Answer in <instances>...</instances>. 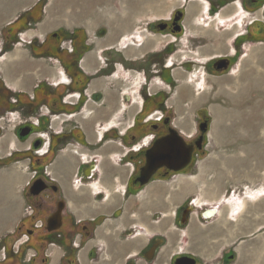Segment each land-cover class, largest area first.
I'll return each mask as SVG.
<instances>
[{"label": "crops", "instance_id": "crops-1", "mask_svg": "<svg viewBox=\"0 0 264 264\" xmlns=\"http://www.w3.org/2000/svg\"><path fill=\"white\" fill-rule=\"evenodd\" d=\"M39 1L0 0L1 15L5 17L6 14L16 13L10 21L6 22L5 27L14 23L23 13L34 8ZM138 1L140 0H134L133 7ZM183 8L184 40L188 39L189 45L198 44L197 50L200 58L205 60L212 57L227 59L229 66L216 76L206 72L204 74L207 80L204 84L206 89L199 93L197 98H194V85L183 73H178L181 91L178 94V99L173 98L169 104H173L181 112L186 108L191 111L198 100L207 98L210 85L214 84L217 87L215 95L224 94L227 90L231 91L234 94L230 96L233 109H250L258 116H263L262 119H257L262 120L264 124V0H184ZM44 12L47 13L46 6L41 8L40 20L35 23L30 21L27 28L15 32V40L12 46L18 43L19 47H25L31 41L40 42L46 38L47 35L44 31L56 24L50 18L42 24L47 28H42L41 25L40 30L35 31V33L33 31V28L45 16ZM95 16L99 17L100 15L96 14ZM107 21L110 22V19ZM126 29L127 27H125ZM130 33L125 32L124 36ZM136 34L139 36L134 44L139 42V39L142 40L143 44L140 49L143 51L147 49L148 44L152 50L163 38L159 34L146 31ZM114 35V31H112L111 36L103 40L106 45L115 40ZM0 39L2 40L1 46L3 39ZM127 40L131 39L127 37ZM106 45L103 44L102 46ZM131 51H127L126 54L129 55ZM184 51L186 50L181 52L186 54ZM16 52L20 55L16 58L6 53L2 54L0 74L7 86L27 91V81L32 77L31 72L27 73L31 70L29 68L31 63L21 58L20 51ZM40 59L43 58L38 57L36 59L38 61L32 64L38 65L41 72L50 73L48 76L44 75L43 81H45H42L43 83L55 82L53 84H56L59 80L66 79L61 72V77H59L57 67H48L44 62L45 60L40 61ZM95 62L94 55L88 53L84 58L83 65L91 68ZM25 68L28 70H24ZM19 70L23 71L22 79H16V72ZM118 75L119 72H116L115 76L96 80V83H92L90 86L89 91L102 88L107 82L115 83V78ZM199 85L200 83H198ZM159 88L158 80L156 78L151 80L149 89L152 91ZM104 91L107 106L99 108L93 104L75 122L79 131L86 135L87 144L95 147L101 144L102 140H105L101 144L102 149L90 151L84 147L85 143L82 140H77L55 157L50 168L54 178L58 179L59 174H63L71 179V183L62 182L60 185V191L65 196L71 214L65 230L67 232L73 231L76 245L80 241L82 244L77 249L72 250L69 257L75 258L76 264H171L179 252L189 250L187 249L188 230L176 225L174 213L170 215L172 219L163 220L164 217L168 216L167 212L164 209L158 210L155 206H164V198L162 197L164 193L152 192L149 193V199L152 198V200L142 199L140 201V198L137 199L136 197L146 192L143 188L136 197H124V184L128 179L131 166L129 163H117L115 157L134 149L132 145L135 141L130 138L134 129L131 126L134 116L140 112V107L122 109L119 90L107 88ZM116 92H118L117 100ZM255 93H257V99L253 96ZM182 94L184 95L181 96ZM248 98L253 100L249 101L247 105H243ZM132 110L134 111L132 112ZM119 114L125 118L120 117ZM253 117L256 118L251 115L244 122H238L237 127L245 131L256 130L257 125L253 123ZM181 118H184L182 113L178 116V119L181 120ZM180 120H178L180 128L186 130L187 123ZM52 125L56 127L58 123L53 121ZM66 127L69 130L71 125L67 124ZM6 130L3 139L11 137L7 142H5L6 140L1 142V148L5 147L4 150L1 149V156L9 151L8 147H19L11 129L7 127ZM221 130L225 132L222 126ZM187 133L190 132L187 131ZM104 134L105 138L102 139ZM236 134L238 136L237 142L244 140L243 134H240L239 131ZM236 140L235 138L232 139L233 144ZM255 143V150L248 145L243 147L247 153L252 150L256 151L258 156L264 155V142L261 147L258 145L260 143L258 139ZM232 157L230 162L232 168L236 166L237 171L241 169V171H245L248 168L245 161L240 160L238 155ZM89 158L97 161L102 160L98 171L103 172V180H100L99 183L94 181L86 183L77 176L79 169L85 162L89 161ZM26 167L27 163L0 166V264H61L65 252L56 242L57 226L54 229L48 228L47 220L43 221L41 215L37 216L39 209L37 202L28 199L26 196V185L32 176ZM106 173L108 177H106ZM255 174L257 175V172L254 173V176ZM105 178H108V181ZM184 182L179 181V185L181 190L185 191L186 183ZM216 182L219 186V178L216 179ZM98 191H102L107 198L101 201L96 199L94 194ZM178 191L177 193H179ZM177 193L173 196L175 197ZM156 212L157 215L154 214ZM159 212L161 214H158ZM32 213H36V216L32 217ZM97 213L108 215L107 220L96 229L93 236L84 235L80 226L87 224ZM112 213L119 214V216L114 217ZM196 216L198 217V215L194 216L195 219ZM199 228L195 227L194 234L198 233ZM154 234H161L165 242L156 252L154 260L148 263L144 259V252ZM28 260L29 263L26 262Z\"/></svg>", "mask_w": 264, "mask_h": 264}, {"label": "flooded vegetation", "instance_id": "flooded-vegetation-1", "mask_svg": "<svg viewBox=\"0 0 264 264\" xmlns=\"http://www.w3.org/2000/svg\"><path fill=\"white\" fill-rule=\"evenodd\" d=\"M102 30V33H104L105 29H100V31ZM145 30L148 33L159 34L163 37L152 50L140 56H137L139 54L136 53L127 55L126 52L129 47L138 50L142 46L129 42L127 39L117 43L119 48L112 47L110 44L106 45V47L102 46L103 49L98 54L101 58L98 60L97 57V62L95 57L96 65L94 64L91 68L84 66L83 61L88 53L93 52L89 47L92 44L95 46L94 40H88V38L84 37L78 38L74 33L68 35V32L60 30L52 37H46L40 42L36 40L29 42L27 45L31 47L37 46L43 49L47 55L49 51L48 58L58 64L61 73L66 78L62 81L59 80L56 84H45L44 90L55 91L53 94L38 95L36 87L32 91V95H30L23 89L7 86L2 76H0V88H3L6 92V95H0V152L1 142L5 141L6 138L3 139L6 124L11 123L12 134L19 145V147H8L9 151L3 156L0 155V161L7 159L10 164H21L22 162L20 161L28 160L26 168L31 170L32 176L26 185V196L28 199L37 202L39 208L37 216L41 215L43 221L48 220L50 217H55L57 226L56 242L65 252L61 264H76V259L70 258L69 254L72 250L81 246L82 242L80 241L76 245L73 231L67 232L65 230L71 214L69 213L65 196L60 191V185L62 182L71 183V179L63 174H59L58 179L54 178L50 168L55 157L63 149L77 142V140H81L79 139V129L75 122L82 117L84 111L91 108L93 104H96L99 108L107 106L104 89H107V84L110 85V82H107L102 88H96L97 91H93L94 89L89 91L93 81L110 78L115 76L116 72H119L115 81L123 80L126 83L119 89L122 109L140 107V112L133 118L131 128L134 130L139 128L142 133L136 137L134 135L135 143L132 145L134 149L127 151L124 155L115 157L117 163H129L131 166L123 189L125 198L136 197L151 181H162L174 174L189 171L194 164V157L204 155L206 152V131L209 118L202 113L204 109H207V107H202L200 104L204 98L198 100L193 106L199 109L198 111L200 112L198 113L201 120L189 130L177 129L173 123V121L175 122L173 116L174 105L169 104V102L173 98L178 99V94L172 92L176 86H181L178 73H183L193 85L194 82L197 83L200 79L198 81L200 85H194V98H197L199 93L206 89L204 84L207 80L204 74L211 72V74L214 73L213 75L216 76V74L221 72L218 68L221 59L212 57L209 60H205L199 57L198 44L189 45L188 39L184 40L183 38L182 20L178 11L170 13L168 18L149 21ZM100 31L98 34H100ZM51 38L53 39L51 40ZM66 40L68 41L67 44L65 43ZM4 45L5 43L3 42L0 47V55L3 54L2 47ZM176 47L180 48L177 49ZM182 50H186L184 51L186 54H183ZM175 71L178 72L176 73ZM155 78L158 80L160 88L151 91L149 85L151 80ZM108 89L112 88L108 87ZM209 89L213 90L214 86L210 85ZM96 101L100 103L98 102L97 104ZM53 121L58 123L56 127H53ZM67 124L71 125L69 130L66 127ZM171 129H174L183 138L186 144L184 148L191 147L189 163L179 170L162 165L152 173L147 183L142 185L138 177L140 176L141 168L146 163L147 156L159 153L157 152L158 150H154V144L158 139L169 135ZM26 131L28 133L23 134ZM187 131L190 133H187ZM104 138L105 134L102 139ZM104 141L102 140L101 144ZM22 142L27 143L22 146ZM84 147L88 149L86 144ZM27 154L29 155L28 158L25 156ZM101 161L89 158V161L85 162L79 169L77 176L86 183L91 181L99 183L100 180H103V172L98 171ZM176 164L173 163V165ZM30 165H32V168H30ZM84 171H91V173L89 176H84L87 174ZM106 177H108L107 173ZM105 179L108 181V178ZM38 180L44 185V188L39 194H33L31 186ZM94 196L99 201L107 198L102 191L96 192ZM193 203L194 198H188L185 204L174 211V216L180 227L188 230V235L191 232L193 237L197 236L195 237V244L188 243L187 249H198L200 254L194 253V250H183L173 258L171 264H174V260L181 256L193 258L194 264H231L236 259V255L232 247L228 245L229 241L222 243L219 240L212 245L207 242L210 239L209 237L216 236L210 230L206 231L207 228L211 227L209 224L212 221L205 220V213L207 211L210 212L213 205H205L199 217L196 216V219L202 221L198 225V227H203H200L202 230V232L200 231L201 235H194V232L191 229L189 230V216L192 214L190 207ZM31 216H36V213H32ZM107 216L105 213L95 214L87 224L80 226L83 234L93 236L96 229L107 220ZM112 216L118 217L119 214L112 213ZM57 217H60V221L57 220ZM164 242L165 239L161 234H154L146 247L147 250L144 252V256L148 255L149 249L156 245L161 247ZM213 249H223L219 261H212L214 259V255H212L214 254L212 253ZM26 262L29 263V260ZM181 264H190V261Z\"/></svg>", "mask_w": 264, "mask_h": 264}, {"label": "rangeland", "instance_id": "rangeland-1", "mask_svg": "<svg viewBox=\"0 0 264 264\" xmlns=\"http://www.w3.org/2000/svg\"><path fill=\"white\" fill-rule=\"evenodd\" d=\"M37 4H38L37 7H39L40 4L42 7L46 6L47 13L44 12L45 16L43 17V19L38 22L36 27L33 28L34 33L35 31L40 30L41 25L44 24L50 18L52 21L56 23L54 26L47 28L44 25H42V28H47L44 31L46 32L47 38L52 37V35H54L57 31L62 30L63 32L66 33L68 32L67 33L68 35L74 33L75 35H77L78 38L84 37V38H88V40H94L96 43L95 46L92 44V46H90L89 49L93 51L92 54H95L94 57H96V60L97 57L98 60L101 58L98 56L99 52H101L100 50L103 49V47H106V46L100 47L103 44L106 45V43L103 40H106L108 36H111L112 31H114L115 33L114 35L115 40L111 44L108 43V45L110 44L112 45V47L119 48L117 43L126 40L127 37L128 39H131L128 40L129 42L137 41V37L139 35L136 33L137 32L141 33L142 31H146L145 30L146 25L149 21H155L156 19H160V18H168L170 13H173V11L174 13H176L177 11L180 12L181 20H183L184 18V8H183L184 0H140L135 3V7H133L134 0H105V1L104 0H73V1L72 0H66V1L40 0L39 2H37ZM170 7L171 9H169ZM167 9H169L168 10L169 12H167ZM15 14L14 13L8 15L6 14L5 17L0 14V38H2L3 42L5 43L4 47H2V51H4V53L3 52L2 53L12 55L14 58H16L20 56L19 53H17L16 51H20L21 58L26 59L31 63V65H29L30 66L29 68H31L30 71H27L28 67L24 69L27 71V73L31 72L32 74L31 79L27 81L28 83L26 86V90H27L26 93L32 95L33 93L32 91L37 87L36 92L38 93V95L45 93L53 94L54 91L50 92L49 90L48 91L44 90L45 83L43 82L45 80L43 81V77L44 75L48 76L50 73L44 71L41 72L39 70L40 67L32 63L38 61L36 59L40 57L45 60L44 61L43 59H40V61H44L46 63V66L57 67L58 71L57 70L56 71L58 72V75H60L61 69L58 66V64L55 63V61H52V59L48 58L49 51L47 55V53H45L43 49L37 46L31 47L30 45H26L25 47L23 46L19 47L18 43L12 46L13 41L15 40V31L13 30L12 26L5 27V24L6 22L10 21V19ZM96 14L100 16L96 17L95 16ZM29 19H30L29 15L25 16L21 20H19L17 24L23 23L25 20H29ZM108 19H110V22L107 21ZM125 27H127L126 30ZM103 28L105 29L104 33L100 31V29ZM21 29L22 27H17L16 31H19ZM99 31L102 34H98ZM125 32L126 33L131 32V33L124 36ZM52 39L53 38H51V40ZM65 39L67 38L65 37ZM1 41L2 40L0 39V43ZM65 43L67 44L68 41L66 40ZM136 44L142 45L143 41L139 39V42H137ZM146 47L147 49L145 51H143L142 49L134 50L132 49V47H129L128 50L129 51L132 50L130 54L136 53L139 54L137 56H140L150 50L149 44ZM2 56L3 55L1 54L0 58ZM220 71H223V69H220ZM22 72H23L22 70L16 72V79H22L23 77ZM0 76L2 75L0 74ZM51 83L53 84L55 82H51ZM94 83H96V80L93 81V84ZM125 84L126 83L123 80H118L115 83L112 84L110 83V85L107 84V88L108 87L116 88L117 90H119ZM213 86L214 89L210 90L207 98L203 99L202 102L200 103L202 107H207V109H204V112L202 113H204V115L209 118L208 127L206 131V135H207L206 152L204 153V155L194 157V164L189 171H183L174 174L173 176L166 178L162 181H151V183H149L145 187L146 192L143 195L139 194L136 197L137 199L140 198V201L142 199L148 201V200H152V198L149 199V193L152 192L153 193L157 192L158 194L164 193V195H162V197L164 198L163 203H165L164 206H157V205L155 206L158 210L164 209V211L167 212L168 216L164 217L163 220L172 219L170 215L173 214L174 211H176L179 206L185 204L187 202V199L190 197H193L194 200L200 199L201 197L212 199L213 201L206 202V204H203V207L205 205H213L214 207H217L218 205L220 206L226 205L227 200L231 196L235 197L236 195H239L240 198H245L247 197L246 191H253V190L255 191L260 188L264 189L263 188L264 180L262 179V177H260L261 175H264L262 174V172L264 173L263 171L264 155L261 154L260 156H258L257 152L252 150L250 153H247L246 152L247 150L245 149L247 145L254 149V147L256 146L255 143L256 139L260 141V143H258L260 147L264 142V129H263L264 124L262 120L260 121L257 119V118L262 119L263 116L262 115L258 116L257 114H255L254 111H251L250 109H238V110L233 109V104L230 101V96L234 94H232L231 91L227 90L224 94L218 93L215 95L217 87H215L214 84ZM93 91H97V89H94ZM180 91H181L180 87L176 86L172 92L175 94H180ZM5 93L6 92L4 91V89L0 88V95L4 96L6 95ZM117 94L118 92H116V100L118 99ZM183 95L184 94H182L181 96ZM253 96H255L256 98L257 93H255ZM252 100L253 99L248 98L247 100H245L243 105H247V103L249 101L251 102ZM96 102L98 104L99 101ZM198 110L199 109L194 108L191 111H188L186 108L183 109V111L181 112L176 107H174L173 116L175 122L173 121V123L176 125L177 129L182 130L178 122V120H180L178 119V116L181 113L182 116L184 117L181 118V120L187 123L188 130L192 128L195 124H197L201 120V117L198 113L200 111ZM133 111L134 110H132V112ZM93 114H94V110H93ZM251 115H254L256 117V118L253 117L254 119L253 123L257 125L256 130L245 131L242 130V128L239 129V127H237L238 122H244V120H247L248 119L247 117ZM243 116L245 118H242ZM120 117L125 118V116L123 115ZM221 126L222 129L225 130V132H222ZM7 127L10 128L11 123L6 124L5 130ZM237 131H239L240 134H243L244 140H240L239 141L240 143L237 142L236 140V138L238 137L236 134ZM141 133L142 132L139 128L138 130H134L131 133L132 134L130 137L131 140H134L133 139L134 135L136 137ZM78 134H79V139H81L82 142H84L88 146V149L90 151H94V150L98 151L102 149L101 147L102 145L100 144L95 147L87 144L86 135L82 134V132L78 131ZM9 138L10 137H6L5 142H7ZM233 138H235L236 140L234 144L232 142ZM26 143L27 142H22L21 145L23 146ZM4 148L5 147L3 146L1 149L4 150ZM237 155L239 156V159L243 160V162L245 161V165L248 166V168H246L245 171H241L242 169L237 171L238 169L236 166L235 168H232L230 166L231 159L233 158L232 156L237 157ZM25 156L26 158L29 157L28 154ZM9 162L10 161H7V159L2 160L0 161V166L9 165L10 164ZM22 163H28V160H24ZM199 163H204V165L202 164L204 169L200 168ZM30 168H32V165H30ZM28 171L31 172V170ZM256 172L258 175L256 176L255 174L256 176L255 177L254 173ZM192 175L195 176L191 177ZM181 178L185 179L184 180L185 181L184 183H186L185 191L181 190V187L179 185V180ZM217 178H219L218 187L216 182ZM180 181H182V179ZM177 191L179 193H177ZM175 193L177 194L174 197L173 195ZM262 197H264V195L260 196V199ZM260 207H262V210L256 211L254 216H252V214L250 213L252 210L251 207L250 211L246 212V215H242L241 217H239L238 220L241 219L239 220L240 225L239 222L237 223L233 222L230 226H224L223 220L225 219L227 221L228 219L226 218H229L227 214L225 215V217H223L222 221L221 218L219 217H215L207 220L209 222L212 221V223L209 224L211 227L207 228L206 231L210 230L212 234L216 236L218 235L217 237L216 236L209 237L210 239L207 240L208 244L210 245L215 244L219 240H221L222 243L229 241L228 245L232 247L236 255V259L233 260L231 264H264V204ZM200 210L201 208L195 209L193 211L194 213H196ZM154 214L157 215V212ZM158 214L161 213L159 212ZM246 218H248V222L245 224H241L243 219ZM174 221L177 226H180L177 223L176 218ZM191 221L190 224L194 223L197 227L199 223L202 222L198 219H195L192 222ZM259 223H260L259 227L256 228V226ZM217 224L223 225L224 228L226 227L225 228L226 230L222 235L218 234L214 229V226H216ZM200 227L203 228L202 226ZM201 228L198 229L199 231L196 234L201 235L200 233V231L202 232ZM192 235L193 234H191L190 232L187 241L188 243L193 245L195 244L196 241L195 237L197 236L193 237ZM183 239L182 241L184 242V244H186V242ZM189 250L191 251L194 250V253L200 254V251L198 249H189ZM222 251L223 249L212 250V253H214L212 254L214 255V259L212 260L213 262L220 260Z\"/></svg>", "mask_w": 264, "mask_h": 264}, {"label": "water", "instance_id": "water-1", "mask_svg": "<svg viewBox=\"0 0 264 264\" xmlns=\"http://www.w3.org/2000/svg\"><path fill=\"white\" fill-rule=\"evenodd\" d=\"M103 32V30L101 31ZM102 34V33H100ZM219 69L226 70L229 61L227 59H221L218 64ZM26 131L23 134H27ZM185 142L183 138L178 135V133L171 129L169 135L158 139L154 144V150H158L159 152L156 155L147 156L145 165L140 170V176L138 177L140 183L143 185L147 183L152 173L160 166L165 165L169 168H173L174 170H179L180 168L186 166L189 163L191 157V147L184 148ZM177 162V164H176ZM175 163L176 165H173ZM87 173V172H85ZM31 192L33 194H39L41 190H43L44 185L41 184L40 180L35 181L31 186ZM34 188V189H33ZM211 211H215V209H211ZM57 220L60 221V217H57ZM47 226L50 229H54L56 227L55 217H50L47 220ZM159 245L154 246L152 249H149L148 255L144 257V259L150 263L154 260L156 252L159 249ZM190 261V264H194V259L187 256H181L174 260V264H181L183 262Z\"/></svg>", "mask_w": 264, "mask_h": 264}, {"label": "bare ground", "instance_id": "bare-ground-1", "mask_svg": "<svg viewBox=\"0 0 264 264\" xmlns=\"http://www.w3.org/2000/svg\"><path fill=\"white\" fill-rule=\"evenodd\" d=\"M199 76V75H198ZM200 80V79H199ZM198 80V81H199ZM198 81H197V83L196 82H194V85H196V86H198ZM196 83V84H195ZM217 127V126H216ZM11 141H12V138H11ZM148 141V140H147ZM145 144H146V142H145ZM86 159V158H85ZM200 164V168H203V165H204V163H199ZM203 164V165H202ZM90 169V168H89ZM204 169V168H203ZM203 169H200V170H203ZM87 171V170H86ZM85 172V171H84ZM90 173H91V171H89V172H87V174L86 175H84V176H89L90 175ZM262 174H264L263 172H262ZM83 175V174H82ZM258 175V174H257ZM256 175V176H257ZM195 175H192L191 177H194ZM259 177V176H258ZM260 177H262V179L264 180V175H261ZM259 177V178H260ZM182 179V181H184L185 179L184 178H181ZM180 179V180H181ZM195 179V178H194ZM179 180V181H180ZM218 186V185H217ZM264 188V187H263ZM246 193H247V197H245V198H240L239 197V195H236L235 197H230L228 200H227V203H226V205H223V206H220V205H218L217 207H216V210L215 211H211V212H206L205 213V220H209V219H212V218H215V217H219V218H221V221H222V219H223V217H225V215L227 214V216L229 217V218H226V219H228L227 221L224 219L223 220V224H224V226H230L233 222H239V225H240V221L239 220H241V219H239L238 220V218L239 217H241L242 215H246V212H249L250 211V208L252 209L251 210V214H252V216H254L255 215V213H256V211H258V210H262V207H260V206H262L263 204H264V197H262L261 199H260V196H263L264 195V189H262V188H260V189H257V190H253V191H246ZM218 197V196H217ZM215 198V197H214ZM217 199V198H216ZM215 199V200H216ZM211 201H213V200H207L206 198H204V197H201L200 199H197V200H195L194 201V203H193V205H191V207H190V209L193 211V210H195V209H199V208H201V210L200 211H198V212H196V213H194V211H193V213L191 214V216H189L190 217V221L192 220V221H194V217L193 216H195L196 214L198 215V217H199V215L201 214V211H203V209H204V207H203V204H206V202H211ZM214 207V206H213ZM212 208V207H211ZM249 213V214H250ZM203 214V213H202ZM188 216V215H187ZM238 216V217H237ZM188 218V217H187ZM193 218V219H192ZM189 219V218H188ZM187 219V220H188ZM204 220V221H205ZM191 221V222H192ZM201 221V220H200ZM248 222V218H246V219H243V221H242V223L241 224H245V223H247ZM259 225H260V223L256 226V228L257 227H259ZM190 227H191V229H192V231H194L195 232V224L194 223H192V224H190L189 225ZM224 226L223 225H220V224H217L216 226H214V229H215V231L218 233V234H220V235H222L224 232H225V228H224ZM231 230V229H230Z\"/></svg>", "mask_w": 264, "mask_h": 264}, {"label": "trees", "instance_id": "trees-1", "mask_svg": "<svg viewBox=\"0 0 264 264\" xmlns=\"http://www.w3.org/2000/svg\"><path fill=\"white\" fill-rule=\"evenodd\" d=\"M37 6H38V4L34 8H32L31 10H29V11L23 13L22 15H20L19 18L14 23L9 25L8 27L12 26L13 30L15 32H17L16 31L17 27H22V29H24V28L28 27V22L31 21L32 23H35L38 20H40V18L42 16V13H41L42 6H41V4H40L39 7H37ZM28 15L30 16L29 20H25L23 23L17 24V22H19V20H21L23 17L28 16ZM15 24H17V25H15ZM13 25H15V26H13Z\"/></svg>", "mask_w": 264, "mask_h": 264}]
</instances>
